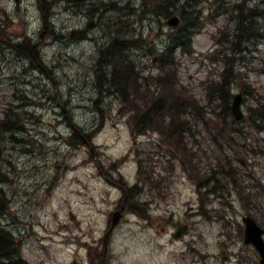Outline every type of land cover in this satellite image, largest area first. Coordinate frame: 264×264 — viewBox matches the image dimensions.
Returning a JSON list of instances; mask_svg holds the SVG:
<instances>
[{"label":"rangeland","instance_id":"1","mask_svg":"<svg viewBox=\"0 0 264 264\" xmlns=\"http://www.w3.org/2000/svg\"><path fill=\"white\" fill-rule=\"evenodd\" d=\"M97 1L94 7H99L90 15L62 0H0L1 32L14 42L26 33L41 57L36 68L0 39V118L7 108L16 107L22 125L11 137L1 133L0 181L10 199L3 223L18 237L22 260L259 264V254L243 243L241 217L251 215L264 228V129L257 130L248 118L259 117L264 109V20L259 35L242 45L234 69L239 74L230 85L231 96L237 91L244 95L245 118L232 123L219 96L204 109L209 119L223 121L213 110L228 114L224 119L234 126L232 137L213 130V138L193 111L185 114L190 130L183 136L195 152L198 171L214 170L222 186L220 197H211L209 205L204 198L201 206L196 175L173 157L162 135L135 134L118 96L98 92L95 86L99 48L109 40L110 22L115 26L126 17L133 33L146 39L143 48L130 54L144 75H157L158 57L172 32L166 24L169 16L156 14L159 8L149 11L142 0ZM181 1L194 4L206 19L191 51L176 50L167 74L174 75L176 88L187 89L206 106L205 82L218 78L221 60L216 50L225 47V37L221 46L213 35L230 29L232 21L216 11L213 0ZM88 24L83 39L71 38L72 31ZM72 132L86 135L87 142L70 139ZM221 160L236 180L220 171ZM235 181L249 198L245 206L238 200ZM124 192L125 210L106 237ZM178 220L189 227L174 240L171 223Z\"/></svg>","mask_w":264,"mask_h":264},{"label":"trees","instance_id":"2","mask_svg":"<svg viewBox=\"0 0 264 264\" xmlns=\"http://www.w3.org/2000/svg\"><path fill=\"white\" fill-rule=\"evenodd\" d=\"M62 1L70 6H79L90 15H92V10L99 7H94L95 3L98 2L97 0ZM142 3L151 12H155L154 7L159 8L161 11L155 13L163 14L164 17H167L173 11H178L180 15L181 22L179 26L170 32L168 44L158 57L160 60V73L144 76L138 68L139 66L130 51L143 48L146 45V39L140 33H133V28L127 23L125 17L123 20L118 21L115 26H112L111 22L109 23L108 29L111 35L108 42L99 48L96 89L101 93H115L120 99L122 111L128 115L131 128L138 134L158 131L162 135V140L171 147L173 157L180 161L181 166L186 171L196 175L197 185H205L214 179L215 171L213 170L208 174L198 171L195 152L187 145L183 136L187 129L190 130L188 119L185 118L187 109L192 110L194 108L196 110L200 106L194 104V100L186 95V89L176 88L174 75L171 77L167 74V68H172L171 64L174 61V49L180 47L183 51H188L192 36L201 29L203 22L200 20L199 11L196 10L195 5H191L189 2L182 3L180 0H142ZM214 3L218 11L227 13L229 19L234 21V28L230 32L223 33L226 42V49L222 57L223 68L219 74V79L216 82L209 83L208 99L209 102H212L214 94L219 96L221 105L226 104L227 110L225 109V111L229 114L230 84L233 77L235 78L232 61L234 56L242 49V43L258 35L257 27L264 19V7L259 6L257 3L250 5L247 0H214ZM87 27H89V24ZM87 27L73 31L72 36L74 38L84 37ZM1 38H4V41L9 43V46L18 55L29 58L35 56L39 59L37 49L27 37L22 38L19 42H10V39L6 35L4 36L0 30ZM226 50L230 51V55H226ZM201 107V112L199 113V110L195 111V116L204 122L213 138H215L213 130L226 135V138L228 135L229 138L232 137L231 133L234 126L232 127L224 119L228 114L215 113V117L221 116L223 121L220 117L209 119L205 117L204 106ZM14 108L16 107L7 108L0 118V139L1 133H8L10 136L12 132L21 130L22 125ZM258 116H250L249 119L254 127L264 128V109L259 111ZM229 119L232 123L235 122L230 114ZM72 137L80 140V142H86L87 140L86 135L82 136L77 133H72L70 138ZM218 166L220 171L234 176L231 167L227 168L224 161H218ZM2 175L4 178L6 177L3 173ZM146 181L148 182V179ZM212 186L208 193L220 192L217 182H214ZM200 194V204L203 206L204 198L206 203L208 201L207 193L202 194L201 192ZM9 206V196L0 181V264H25L20 256L21 244L18 237L3 223V217Z\"/></svg>","mask_w":264,"mask_h":264},{"label":"water","instance_id":"3","mask_svg":"<svg viewBox=\"0 0 264 264\" xmlns=\"http://www.w3.org/2000/svg\"><path fill=\"white\" fill-rule=\"evenodd\" d=\"M168 23L171 25H176L177 24V18L176 17L170 18L168 20ZM241 100H242L241 94L234 95L231 109H232V112L235 115L236 119H240L242 117V113L240 110ZM122 208H123V204H121L119 210H117L113 213L111 227H113L116 224L117 220L119 219V217L121 215L120 211L122 210ZM243 222L245 225L244 242L245 243H252L255 246L257 251L260 253V257H261L260 263L264 264V242L261 239L262 230L257 226L255 221L249 216L243 217ZM172 225L176 229L172 235V237L174 239L182 237L187 231L188 226L186 224L180 223V221L173 222ZM223 259H226V258L223 257Z\"/></svg>","mask_w":264,"mask_h":264},{"label":"bare ground","instance_id":"4","mask_svg":"<svg viewBox=\"0 0 264 264\" xmlns=\"http://www.w3.org/2000/svg\"><path fill=\"white\" fill-rule=\"evenodd\" d=\"M39 1V3H40V0H38ZM110 45L111 44H113V43H109ZM114 45V44H113ZM241 51H242V49H241ZM37 52H38V57H39V59H40V61H39V59L38 58H36L35 56L32 58V56H31V58H30V60L32 61V62H41V57H40V54H39V49H37Z\"/></svg>","mask_w":264,"mask_h":264}]
</instances>
